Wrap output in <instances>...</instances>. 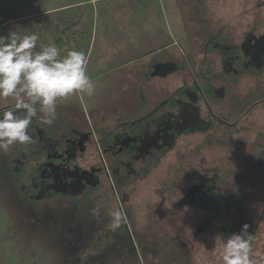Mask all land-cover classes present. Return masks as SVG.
<instances>
[{"label": "flooded vegetation", "instance_id": "af4514ba", "mask_svg": "<svg viewBox=\"0 0 264 264\" xmlns=\"http://www.w3.org/2000/svg\"><path fill=\"white\" fill-rule=\"evenodd\" d=\"M203 3L204 0H194V5H190L192 24L204 17H198ZM262 6L264 0L257 1L254 8L258 10ZM234 29L227 23L220 29L196 30L192 49L183 53L178 49L176 61H167L168 69L162 78L173 74L176 86L162 98V88L149 85L154 89L149 107L143 77L147 80L149 67L153 69L151 74L161 73L158 70L164 64L142 61L120 73L126 74L124 81L117 84L116 96L113 93L103 105L97 96L88 107L70 96L58 101L57 118L51 126L40 127L34 118L29 128L32 142L10 148L7 158L2 157L4 166L0 167V193L18 208L16 213H20L21 223L32 228L27 233L31 238L43 239L51 234V250L58 256H67L71 260L68 263L149 264L143 257L147 245L142 239L147 231L141 236L134 228L129 229L125 221L123 228L116 230L107 223L100 224L102 216L94 197L95 190H100L101 179L104 178L105 190L110 188L114 195L119 188L127 190L124 197L130 199L137 180L145 179V170L156 164L167 148L174 154L173 169L178 176L182 173L181 167L192 176L195 172L213 170L218 162L210 166L211 161L201 163L200 159L211 152L210 143L220 138L225 142L221 153L228 156L220 164L221 170L229 171L233 181L227 178L221 183H209L206 177L196 178L192 186L182 188L177 195L180 185L177 177L176 192L169 199L171 214L178 216L184 208L200 211L196 231L207 235L208 248L214 237L218 240L227 237L247 224L251 258L256 264H262L259 255H264V34L255 46L249 42L234 44L230 33ZM131 95L136 100L132 109L125 106L126 98L130 101ZM111 103H115L114 107ZM141 107L147 114L139 112L137 117H132L130 111H141ZM148 116L151 117L146 120ZM110 121L115 124L110 126ZM216 131L218 135H211ZM196 135L202 139L192 138ZM85 155L90 157L88 164L83 163ZM26 163L29 170L24 171ZM55 195L61 199L75 198L73 206L80 216L77 210L80 203L99 207V214L92 213L89 226L81 224L83 231H78V226L71 228V215L56 222L50 220L48 228L53 230L45 231L43 221L35 220L33 207H27L25 201ZM158 204V200L153 202L154 210ZM58 206L68 205L59 201ZM161 206L155 211L156 219L162 216ZM142 223V229H147L148 225ZM154 228L160 231L161 222L157 220ZM70 233L76 236L86 233L80 237L91 238L89 254H83L89 248L87 242L78 253L77 248L72 252L60 251L59 239L68 240L72 237ZM256 252L258 258L253 257Z\"/></svg>", "mask_w": 264, "mask_h": 264}, {"label": "rangeland", "instance_id": "374dc122", "mask_svg": "<svg viewBox=\"0 0 264 264\" xmlns=\"http://www.w3.org/2000/svg\"><path fill=\"white\" fill-rule=\"evenodd\" d=\"M257 1L262 0H204L201 5L202 11H200L202 14L198 15V17H204L192 24L190 20H192L193 9L190 5H194V0H0V35L6 36L10 30H16L20 34L36 33L40 37L36 50H39L41 46L54 43L62 55L72 49L85 53L88 58V75L95 84V92L92 96L72 95L80 99L85 106L94 103L93 99L96 96L101 105L106 103V99L112 97L113 93L116 96L115 92L119 89L117 84L122 83L126 76V74L121 75V72L124 73L134 65L141 64L142 61L163 63L164 66L158 70L161 73L151 74L153 69L149 67L146 73L147 80L143 77V83L147 84L146 89H143L147 93L146 106L149 107L154 90L149 85L162 88V98L176 86L177 80L173 74L162 78L165 77V71L168 69L167 61H176L175 57L180 51L183 53L192 49L191 45L197 39L196 30L202 29L201 32H203L208 27L211 30L220 29L229 23L235 28L230 31L234 37V44L241 42H249L254 46L259 44L261 42L259 38L264 34V6L258 10L255 9ZM196 44L201 45V43ZM125 97L128 95L126 94ZM134 102L136 100L131 95L130 101L126 98L125 106L132 109ZM111 104L114 107L115 103ZM10 106V101H0V110ZM120 111V113L124 112L122 108ZM141 111L131 110V116L137 117L139 112L147 114L143 112L142 107ZM151 116H148L146 120H149ZM146 120L144 123H147ZM110 123V126H113L115 121ZM192 138L202 139L200 135ZM8 153L9 150H0V167L4 166L3 158L6 159ZM83 157V163L88 164L90 157L86 155ZM173 163L172 152L163 158L161 164L154 167L145 179L135 181L136 186L134 191H131L130 199L124 197V194L127 195V190L124 192L119 188L117 195H114L110 188L105 190L104 178H102L98 188L100 190H95L94 197L96 204L99 203L100 217L102 216L99 222L110 225V213L120 210L129 229L134 228L136 232L144 236V232H148V229L145 227L142 229V221L148 227L154 228L158 220L162 225V235L156 238L147 235L145 240L157 241L163 246V254L171 246L174 247L173 250H178L175 263L217 264L215 248L218 239L214 237L211 248H208L207 235L197 234L196 231L200 211L184 208L183 213L180 212L178 216L171 214L169 199L176 192V182L165 191L161 187L163 183H170ZM238 164L240 167L241 161ZM23 170H29L28 163L23 165ZM185 184L187 182L182 181L178 185L177 195H180L182 185ZM88 191L86 193L90 192ZM4 196L0 193V264H74L68 263L71 260L67 256V258L58 256L51 250V234L43 239L31 238L27 233L32 228L21 223L20 213H16L18 208ZM43 197L36 198L32 202L26 200L25 203L27 207H33L35 220L43 221L45 231L53 230L48 228L50 220L56 222L69 215L72 219V229L78 226V231H83L81 224L89 226L88 223H91L92 210L95 207L92 203H80L77 210H80L83 216L81 217L75 213L76 207L73 206L76 204L75 198L61 199L62 197L58 195ZM142 200L146 203H142ZM157 200L159 204L154 210L152 204ZM59 201L68 206L60 208ZM148 203V210L145 212V206ZM160 206L162 216L156 219L155 211H158ZM40 226H42L41 223H39ZM192 231H196L194 236L191 235ZM84 234L86 233H79L76 236L70 233L69 235L72 236L70 240L59 239L60 243L57 240V246L62 252L65 250L72 252L77 248L75 252L78 253L84 242H87L89 248L84 249L83 252L87 255L90 252L91 238L80 237ZM163 238H168V241H162ZM72 243L74 244L71 247ZM255 256L258 258L257 252L253 254V257ZM161 258L164 260L162 264L167 262L166 253ZM259 258V261L264 264V255H259Z\"/></svg>", "mask_w": 264, "mask_h": 264}, {"label": "clouds", "instance_id": "9594fccd", "mask_svg": "<svg viewBox=\"0 0 264 264\" xmlns=\"http://www.w3.org/2000/svg\"><path fill=\"white\" fill-rule=\"evenodd\" d=\"M36 33L20 34L10 30L0 35V101L11 107L0 110V150L32 142L29 128L34 118L38 126H51L57 118V103L74 94L92 96L95 84L88 75L85 53L72 49L62 55L49 43L37 49ZM99 214V207L92 210ZM110 228L124 221L120 210L110 213ZM248 225L239 232L220 237L215 248L217 264H256L251 258Z\"/></svg>", "mask_w": 264, "mask_h": 264}, {"label": "trees", "instance_id": "16d2710c", "mask_svg": "<svg viewBox=\"0 0 264 264\" xmlns=\"http://www.w3.org/2000/svg\"><path fill=\"white\" fill-rule=\"evenodd\" d=\"M215 134L218 135L219 133L217 131L211 133V135H215ZM224 143H225L224 140H221L220 138H217V140L214 143H210L211 152L209 153V155H207L204 159H200L201 163H208V162L211 161V165L210 166H212L214 164V161H216V163L218 162V165H214L213 170H209L207 172H195V174H193V176H192L190 173L186 172L181 167V172L182 173L180 174V176H178L176 171L171 167V174L170 175L172 176V178L170 180V183H163L161 189H164V191H165L174 182L177 183V181H176L177 177L179 178L180 184L182 183V181H186L187 182V184L182 185V188H184V189L185 188L187 189L189 186H192L193 179H196V178L206 177L207 180L209 181V183H212L214 181L221 183L222 181L226 180L227 178H230V181H233V175H230L229 171H227L226 173L223 172L221 170V166H220L222 161L228 157V156H225V155H223L221 153L222 152V148L221 147H222V145H224ZM171 151H172V149H170V148L165 149V151L162 154V157L153 166L158 165L159 163H161L162 159L165 158L166 156H168V154L171 153ZM153 166L152 167L151 166L148 167V169L145 170L146 172L144 171L145 172L144 173L145 177L151 172V170L154 169ZM147 229H148V232L145 233L146 236L150 235V236L156 238V237L162 235L161 231L163 229H161L160 231H159V229H158V231H156L155 228H151V227H148ZM218 233H220V232H218ZM145 237L142 240H144V244L147 245V246H145L146 248H145L144 255H143V257L146 258L145 259L146 262H148L150 264H162L164 262V260L161 257H163V255H165V253H166L167 262L164 263V264H179V263H175V262H177V260H176V254L177 253L176 252L178 250H173L172 248H174V247L169 245L171 247H169V249H167L164 252V254H163V246L159 245L157 241H153V242L148 241L147 242L145 240ZM167 239L168 238H163L162 241L163 240L168 241Z\"/></svg>", "mask_w": 264, "mask_h": 264}]
</instances>
